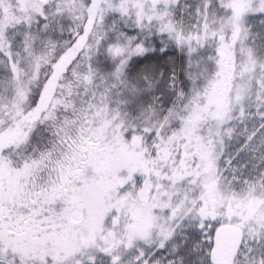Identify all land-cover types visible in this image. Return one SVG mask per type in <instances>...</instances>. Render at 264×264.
<instances>
[{
    "label": "snow or ice",
    "instance_id": "snow-or-ice-1",
    "mask_svg": "<svg viewBox=\"0 0 264 264\" xmlns=\"http://www.w3.org/2000/svg\"><path fill=\"white\" fill-rule=\"evenodd\" d=\"M0 264H264V0H0Z\"/></svg>",
    "mask_w": 264,
    "mask_h": 264
}]
</instances>
